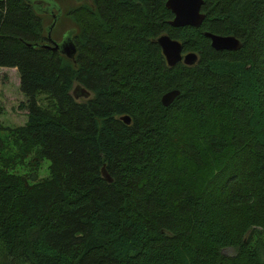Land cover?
Listing matches in <instances>:
<instances>
[{
    "label": "trees",
    "instance_id": "obj_1",
    "mask_svg": "<svg viewBox=\"0 0 264 264\" xmlns=\"http://www.w3.org/2000/svg\"><path fill=\"white\" fill-rule=\"evenodd\" d=\"M164 1L0 0L26 112L0 138V264H264V0H202L198 28ZM50 12L71 59L41 47ZM161 35L195 63L167 67Z\"/></svg>",
    "mask_w": 264,
    "mask_h": 264
},
{
    "label": "water",
    "instance_id": "obj_2",
    "mask_svg": "<svg viewBox=\"0 0 264 264\" xmlns=\"http://www.w3.org/2000/svg\"><path fill=\"white\" fill-rule=\"evenodd\" d=\"M201 5L202 0H165L164 7L172 14V19L168 24L171 27H200L204 19V14L200 11ZM52 20L53 22L46 32V40L50 41L51 44H45L41 47L50 51H58L61 55L71 59L74 55L75 47L69 38V34L64 33L59 43L50 38V31L54 25V15L52 16ZM203 36L209 40L210 47L216 51H235L240 47L239 41L233 36L214 35L207 32H203ZM156 43L167 67H172L179 62L185 66H191L196 61L197 56L194 53L182 54L180 43L168 38L166 35L157 37ZM177 95V90L164 93L160 97V104L163 107L168 106ZM71 96L74 100L78 98L86 99L88 93L78 85H75L71 90ZM120 120L125 124L129 123V119L126 116L120 117ZM100 174L105 182H111L103 166L100 168Z\"/></svg>",
    "mask_w": 264,
    "mask_h": 264
},
{
    "label": "rangeland",
    "instance_id": "obj_3",
    "mask_svg": "<svg viewBox=\"0 0 264 264\" xmlns=\"http://www.w3.org/2000/svg\"><path fill=\"white\" fill-rule=\"evenodd\" d=\"M86 1L87 0H76ZM42 5V4H41ZM44 5V4H43ZM48 7V5H46ZM43 8V6H42ZM65 30V27L59 29L55 36V42L59 43L60 34ZM81 98H78V100ZM25 99L18 90V76L14 69L0 68V138L3 139L6 134L5 128H14L23 125L25 122L26 112L18 106L24 103ZM42 104V102H40ZM48 161L43 160L39 169L33 175L34 181H39L48 176L47 172ZM14 174H23L25 171L17 167L12 170ZM225 254H230L229 250L223 251Z\"/></svg>",
    "mask_w": 264,
    "mask_h": 264
},
{
    "label": "flooded vegetation",
    "instance_id": "obj_4",
    "mask_svg": "<svg viewBox=\"0 0 264 264\" xmlns=\"http://www.w3.org/2000/svg\"><path fill=\"white\" fill-rule=\"evenodd\" d=\"M43 11H44V12H46V11L49 12V11H51V10L48 9V10H43ZM50 16H51V18H52V16H53L52 12H50ZM47 43H48V44H51L50 41H47Z\"/></svg>",
    "mask_w": 264,
    "mask_h": 264
}]
</instances>
